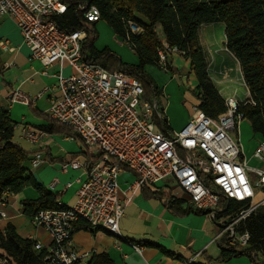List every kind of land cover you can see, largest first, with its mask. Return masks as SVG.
<instances>
[{
  "label": "built area",
  "instance_id": "obj_1",
  "mask_svg": "<svg viewBox=\"0 0 264 264\" xmlns=\"http://www.w3.org/2000/svg\"><path fill=\"white\" fill-rule=\"evenodd\" d=\"M67 9L61 0H0V19L9 17L14 21L30 59L39 61L45 71L59 65L56 85L45 90L49 93L47 116L51 122L72 130L91 159L71 161L63 167L85 174L72 206L40 210L30 216L31 224L50 239L48 247L36 241L34 250L43 251L46 264H87L90 254L72 246L77 223L83 221L93 229L121 236L120 220L137 191L167 179L186 196L190 206L208 211L206 216L216 226L212 242L226 250L248 248L252 236L246 229V220L264 207V197L257 198L259 194L264 196V170L247 165L238 142L239 126L245 120L240 108L255 105L242 76L244 98L237 99L235 94L223 98L225 111L216 119L206 116L196 101L187 124L171 132L157 101L144 99L143 87L135 77L83 60L82 43L87 36L84 29L100 20L99 10L85 2L77 3L84 29L65 33L55 19ZM122 22L123 41L135 49L132 37L142 35L143 27L135 20L123 18ZM161 42L167 53L158 51L156 66L169 72L167 55L183 58L184 53L169 48L164 39ZM5 45L0 42V47ZM65 67L70 69L68 75L63 72ZM221 75L226 78V74ZM36 98L16 89L8 101L30 106ZM46 134L23 129L24 139L35 145H40ZM252 157L264 163V140L258 143ZM42 161L36 153L31 169ZM124 171L136 175L126 187L118 182ZM7 194L0 198V218L6 217L2 208L7 204ZM172 196L176 198L177 194ZM232 202L243 207L234 209ZM0 264H15L2 249Z\"/></svg>",
  "mask_w": 264,
  "mask_h": 264
},
{
  "label": "trees",
  "instance_id": "obj_2",
  "mask_svg": "<svg viewBox=\"0 0 264 264\" xmlns=\"http://www.w3.org/2000/svg\"><path fill=\"white\" fill-rule=\"evenodd\" d=\"M61 1L68 5V9L64 15L55 19V23L59 30L65 33L84 29V17L77 12L79 2L96 7L100 12L99 21H105L115 35L122 38L125 34L123 18L135 20L143 27L142 35L132 37L139 63L137 65L118 63V69L126 75L135 77L143 87V97L146 93L151 94L152 100L157 101L160 111L164 108L162 90L152 81L144 68L148 64L156 65L158 51L167 53L161 39L165 40L169 48L183 52V58L189 61L190 71L197 81L192 94L197 99L199 108L212 119L224 113V99L210 80L208 56L201 45L199 32L205 25L223 24L225 47L237 60L250 98L255 102L254 106L250 104L242 106L240 112L244 114L253 134L264 140V0ZM96 23H90L84 29L87 36L82 43L83 60L108 68L114 56L107 49L103 51L95 49ZM170 60L171 56L167 55L169 72L175 75ZM15 126L16 123L10 119L8 109L0 103V198L3 193L16 195L25 187L33 186L39 197L21 202L23 214L30 217L40 210L64 209L55 195L38 186L33 179L27 167L29 154L12 142ZM55 127L72 132L53 122L40 129L52 133ZM73 134L78 139L74 132ZM166 206L178 215L208 213L207 210L193 208L184 199L170 195L167 197ZM232 207L239 209L243 205L232 202ZM246 229L252 236L249 247L243 250L222 248L219 258L215 261L228 262L233 258L247 256L252 264H264V208H260L246 220ZM76 230L94 232L96 229L79 221ZM35 243L34 240L18 236L11 224L6 225L4 233L0 232V249L8 254L15 264H46L42 259L43 251L34 250ZM87 264L114 263L107 254L102 253L93 254Z\"/></svg>",
  "mask_w": 264,
  "mask_h": 264
},
{
  "label": "crops",
  "instance_id": "obj_3",
  "mask_svg": "<svg viewBox=\"0 0 264 264\" xmlns=\"http://www.w3.org/2000/svg\"><path fill=\"white\" fill-rule=\"evenodd\" d=\"M213 25L215 24L203 27L207 31ZM206 34L205 37L200 36V42L208 54V73L211 81L217 79L227 83L233 82V74L236 71L241 82L239 64L226 50L225 43L220 48L207 45L211 37ZM0 42L6 43L3 48L0 47V103L8 109L10 119L16 123L12 142L29 154L27 167L33 179L35 180L34 175L38 178L40 185L35 180L36 184L55 195L61 206L70 207L75 202L76 192L84 181L85 174L82 170H64L63 167L71 161L83 162L89 157L87 149L74 137L72 130L68 132L58 127H55L52 133H47L40 145L32 144L23 137L24 128L42 131L40 128L50 124L47 116L49 93L45 90L56 85L55 75L59 72V65L54 64L45 71L39 61L30 59V52L23 44L14 21L9 17L0 19ZM170 61L171 65L175 64L173 55ZM186 63L188 65L189 61ZM69 71L68 67L63 69L64 74ZM189 73L193 74L192 71ZM221 74H226V78L222 79ZM153 77L156 75L153 74ZM181 77L183 78V75ZM159 84L158 82V87L161 88ZM16 89L37 98L30 106L9 104L8 97ZM163 89L164 87L161 89L164 93V116L171 132H178L189 121L196 99L188 93L186 98L190 104L185 101V107H175V111L169 114L165 100L167 88ZM241 127L242 123L239 126L238 142L247 165L264 170V163H259L252 157L258 143L262 141L261 137L253 134V141H240ZM36 153L41 155L43 161L37 168L31 169V159ZM251 162L252 166L249 165ZM135 178L134 173L124 171L118 177V182L122 187H126L133 183ZM173 194H177L176 198L187 201L185 195H180V190L170 179L155 186H143L124 210V216L119 223L121 236L104 230H79L72 237L73 248L80 253H89L90 256L107 254L114 264H189L195 256L191 264H215L213 261L219 258L222 248L212 242L216 232L214 222L206 215H178L170 211L166 206L167 197ZM5 197L7 204L2 211L6 217L0 218V232L4 233L6 225L11 224L21 238L38 241L48 247V235L31 224L30 217L23 214L21 204L23 200L38 198V191L33 186H27L20 193L7 194ZM261 197L264 196L259 194L257 198Z\"/></svg>",
  "mask_w": 264,
  "mask_h": 264
},
{
  "label": "rangeland",
  "instance_id": "obj_4",
  "mask_svg": "<svg viewBox=\"0 0 264 264\" xmlns=\"http://www.w3.org/2000/svg\"><path fill=\"white\" fill-rule=\"evenodd\" d=\"M94 30L97 36L94 42L95 49L97 51H103L107 49L114 56L113 57L114 59L110 61V66L108 68H105L106 70L108 71L117 70L119 66L118 63L128 64V65H137L139 63V58L135 52V49L125 44L121 36L115 35L111 27L105 21L101 20L97 22L95 24ZM206 33H208L211 37L209 40L210 43H208L207 45H213V46H217V48H220L222 44L225 43L223 24L221 23L215 24L209 27L207 31L206 29H204V27H201L199 32V37L201 35H202L201 38L205 37L207 35ZM173 58L176 62L174 65H171L172 66L171 68L174 70L175 75H173L171 71L166 72L161 70L158 66L154 64H148L144 68L145 72L152 79V81H154L157 87L159 82L160 83L159 86H161L160 89H162L163 87L164 89L167 88L165 94V100H167L166 101L167 111L169 114L175 111V107L177 108H181L183 106L185 107L186 105L185 101L188 104H190L189 100L186 98V95L188 93H191V95L193 96L192 91H194L197 86V81L194 74L189 73L190 67L189 64L187 65L186 63L187 60L177 55H173ZM69 73L70 71L65 75H68ZM153 74L156 75V77H153ZM187 74H189L188 77H186ZM180 75L181 76L183 75V78ZM233 78L234 81L230 83L223 82L217 79L213 80L212 83L215 86V88L219 91V93L222 95L223 98H227L228 96H233L234 94H235V98L237 99L244 98L246 96V89L240 84V80L238 79V74L236 71L233 74ZM193 97L195 98V96ZM144 99L151 102L153 101L152 100L153 97L149 93H146L144 95ZM159 104L160 105L162 104V100L159 101ZM244 139H247L248 142L254 140L253 132L246 119L243 120L242 127L240 128V141L241 140L244 141ZM249 165L252 166L253 162H251ZM262 167H264V165H262ZM180 195L183 196V194ZM213 263L252 264L247 256L233 258L228 262L213 261Z\"/></svg>",
  "mask_w": 264,
  "mask_h": 264
},
{
  "label": "water",
  "instance_id": "obj_5",
  "mask_svg": "<svg viewBox=\"0 0 264 264\" xmlns=\"http://www.w3.org/2000/svg\"><path fill=\"white\" fill-rule=\"evenodd\" d=\"M34 178H35V180H36L37 184H39V185H40V182L38 181V178L36 177V175H34Z\"/></svg>",
  "mask_w": 264,
  "mask_h": 264
}]
</instances>
